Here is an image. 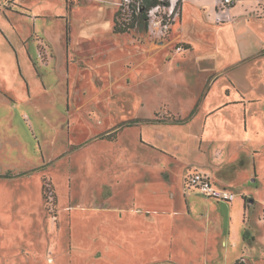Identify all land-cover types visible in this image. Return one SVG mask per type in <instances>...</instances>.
I'll use <instances>...</instances> for the list:
<instances>
[{
    "label": "crops",
    "instance_id": "1",
    "mask_svg": "<svg viewBox=\"0 0 264 264\" xmlns=\"http://www.w3.org/2000/svg\"><path fill=\"white\" fill-rule=\"evenodd\" d=\"M65 2L73 6L78 0ZM187 2L193 6L186 5ZM258 6L256 0H242L232 8L221 9L216 0H183L180 19L178 16L171 27L178 24L183 31L193 21L203 38L199 33L193 38L178 31L172 41L182 45L180 51L175 50V45L172 51L142 47L144 56L140 63L161 52L156 67L158 73L169 74L167 79L174 70L188 67L191 60H201L197 69L193 68L198 71L199 81L187 83L174 74L165 81L172 84L173 90L163 100V106L152 116L135 117L128 123L127 126L134 123L139 136L129 145L135 152H131L133 155L129 146L127 150L121 146L128 153L121 161L127 166V173L110 171L119 168L118 163L108 162L95 153L94 164L97 162L101 172L100 178L93 180L100 181L98 191H94L89 204L80 203L75 209L78 215L87 212L95 229L90 248L100 241V236L107 238L111 241L110 260L119 261L122 257H139L136 251L127 248L136 242L145 250L146 246L157 249L174 242L193 247L201 241L206 246L210 237L215 236L222 244L244 245L236 259L242 257L250 264L264 257V13ZM51 12L46 0H0L3 101L19 105L30 98L33 74H38L33 62L35 47L38 60L39 44L44 46L43 66L53 61L56 39L53 41L46 31V14ZM59 14L55 13V17H61ZM218 29L224 30V38L218 36ZM65 45L69 66L73 49L71 28L68 34L66 30ZM126 55L127 60L121 57L120 60L135 68ZM116 80L117 77L112 82ZM42 85L45 86L43 81ZM17 86L19 90L27 87L28 92L30 86L31 90L29 94L19 91L20 99L10 91ZM184 94L192 105L179 108L175 104L182 101L180 96ZM164 114L174 118L165 120ZM42 119L46 121L45 114ZM43 124L39 126L42 128ZM196 170L231 190L234 199L217 201L198 191L200 195L192 194L196 189L186 186V176ZM107 174L112 176L111 180L106 179ZM179 176L181 187L175 192L171 186ZM103 187L108 191L104 192ZM147 197L154 198V203H148ZM115 198L117 203L111 204ZM74 220V226L78 227L82 215ZM132 224L136 226L133 231ZM75 245L77 248L79 243ZM101 252L98 247L92 254L98 256Z\"/></svg>",
    "mask_w": 264,
    "mask_h": 264
},
{
    "label": "rangeland",
    "instance_id": "2",
    "mask_svg": "<svg viewBox=\"0 0 264 264\" xmlns=\"http://www.w3.org/2000/svg\"><path fill=\"white\" fill-rule=\"evenodd\" d=\"M126 3L125 0H78L69 6L65 0H46L52 11L46 14V31L53 41L56 39L53 61L43 66L36 58L35 47L33 62L38 78L33 74V90L27 102L12 105L2 100L0 92V264H234L241 261L242 257L236 259L244 246L241 242L233 247L229 242H218L215 236L210 237L208 245L201 241L193 247L174 242L157 249L146 246L145 250L136 242L127 248L136 251L139 257L111 261L109 239L100 236V241L89 247L95 229L87 212L79 214L83 221L74 226V218L79 217L75 209L80 203H90L100 183L93 181L101 174L97 162L94 164L95 153L103 155L108 162L118 163L119 168L110 171L127 173L128 168L121 161L128 153L121 146L127 150L139 136L134 123L127 126L128 123L135 117L152 116L163 106V100L173 90L172 84L165 81L174 74L187 83L199 81L198 71L193 70L201 63L198 59L191 60L188 67L174 70L168 79L169 74L163 76L156 67L161 52L139 62L144 56L142 47H164L172 51L176 45L172 37L178 31L193 38L198 33L202 37L195 23L190 21L183 31L175 24L159 39L154 33L157 26H153L151 19L161 20L167 12L162 8L150 20L148 17L147 23L140 17L128 32L114 33L115 12L120 8L123 17H127L130 8ZM178 8L180 19L181 6ZM55 13L61 17H55ZM70 28L73 49L68 66L65 33ZM223 33L224 30L218 29V36L224 38ZM212 38L216 40L215 36ZM126 54L135 68L120 60V57L127 60ZM128 68L132 69L123 74ZM148 74L151 76L146 79ZM10 91L20 99L19 91L29 94L25 86L20 90L18 86L12 87ZM180 97L182 101L176 106L192 105L187 94ZM163 117L174 118L168 114ZM39 123H44L42 128ZM129 150L131 155L135 153L130 146ZM30 168L34 170L27 172ZM110 176L107 174L106 179L111 180ZM180 179L176 177L171 186L175 192L181 187ZM197 191L191 193L202 195ZM146 200L154 203V198ZM113 202L117 203L116 198L110 201ZM135 228L132 224L131 230ZM75 242L79 243L77 248ZM98 247L102 252L95 256L92 251ZM246 258L251 261L250 257ZM241 264L249 263L244 259ZM250 264H264V257Z\"/></svg>",
    "mask_w": 264,
    "mask_h": 264
},
{
    "label": "built area",
    "instance_id": "3",
    "mask_svg": "<svg viewBox=\"0 0 264 264\" xmlns=\"http://www.w3.org/2000/svg\"><path fill=\"white\" fill-rule=\"evenodd\" d=\"M67 1H73V0H67ZM127 1L126 7L129 8V0ZM242 0H216V5L218 8L221 9H227L232 8L235 4L240 2ZM257 4H259L258 9L261 13H264V0H256ZM162 8L166 9L164 12L165 16L161 18V20H155L154 18L151 19L153 22V26H157V30L154 32L157 34L158 38L161 39V36H165L169 29L171 28L172 23L177 18L178 14V6H177V0H169V5L160 7V5H156L152 7L148 11V17L150 20V16H156V13L161 10ZM124 10V8H122ZM215 18L217 21H221V17L219 15H215ZM175 50L180 51L183 49L182 45L176 44ZM38 59L41 60V62L46 59V55L44 53V46H41L39 44V50H38ZM186 186L189 188H193L198 190L200 193H202L204 196L217 200V201H226L230 202L234 199L235 194L222 186L217 185L214 183V181L211 179V177L203 172V171H192L188 173L186 176ZM48 198L52 200L51 195H48ZM241 262H243V258H240Z\"/></svg>",
    "mask_w": 264,
    "mask_h": 264
},
{
    "label": "trees",
    "instance_id": "4",
    "mask_svg": "<svg viewBox=\"0 0 264 264\" xmlns=\"http://www.w3.org/2000/svg\"><path fill=\"white\" fill-rule=\"evenodd\" d=\"M182 0H177V6L180 7ZM160 7L169 5V0H129V13L127 17H123L120 8L115 12L113 19V31L115 33H126L134 28L139 18L148 20V11L156 6ZM122 9V8H121ZM173 121H182L181 119H174ZM241 261L236 260L234 264H241Z\"/></svg>",
    "mask_w": 264,
    "mask_h": 264
}]
</instances>
